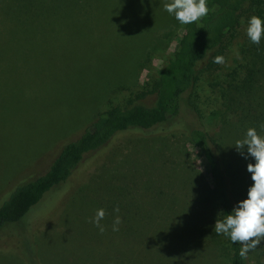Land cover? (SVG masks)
Wrapping results in <instances>:
<instances>
[{"label":"rangeland","instance_id":"1","mask_svg":"<svg viewBox=\"0 0 264 264\" xmlns=\"http://www.w3.org/2000/svg\"><path fill=\"white\" fill-rule=\"evenodd\" d=\"M167 2L170 0H0V205L17 185L44 173L60 149L76 140L98 113L123 106L136 92L150 89L184 27L163 9ZM256 9H264V0ZM247 26L248 20L242 19L235 38L222 53L225 62L215 71L199 74L195 87L184 95L178 116L169 119L179 129L170 141L175 146L174 156L179 157L175 162L185 169L175 181L182 183L187 201L208 195L215 202L217 197L204 159L188 137L189 130L207 131L226 146L243 139L221 92L232 70L243 75L254 68ZM154 100L150 94L137 103L151 106ZM215 111L216 116L211 117ZM131 146L122 148L114 161L107 155L100 156L91 174L109 185L110 175H115L112 181L116 180V190L124 188L135 171L129 155ZM138 162L143 165V178L134 184L139 192L135 199L149 204L154 195H159L156 185L160 182L155 178L152 184L147 181L153 171L146 157L138 158ZM121 165L125 174L117 172ZM121 177L125 179L120 180L122 187L118 186ZM87 188L85 195L92 194L71 204L69 224L57 220L51 223L50 233L54 231V235L35 233V225L21 233L31 251L26 256L27 264H71V255L77 256V263L81 261L77 249L89 248V234L99 232L82 216L90 214L93 218L98 208L107 206L105 188L109 187L103 184L93 192L92 186ZM92 201L95 204L91 205ZM48 210L40 214L43 216L37 223L49 225L56 207ZM217 213L215 221L220 219ZM13 228L22 229V223ZM74 230L80 236L73 240ZM15 257L12 250L2 249L0 264L26 263Z\"/></svg>","mask_w":264,"mask_h":264},{"label":"trees","instance_id":"2","mask_svg":"<svg viewBox=\"0 0 264 264\" xmlns=\"http://www.w3.org/2000/svg\"><path fill=\"white\" fill-rule=\"evenodd\" d=\"M260 2L207 0L210 9L208 15L196 23L184 25L171 56L158 69L149 90L136 92L123 106H111L98 113L76 140L60 149L44 173L20 183L8 194L0 205V233H3L0 236V252L10 249L15 258L27 264L26 256L31 251H28L26 236L21 233L35 225V233L54 235V231L50 233L51 223L55 220L70 223L71 219L67 216L71 204L77 199L89 198L92 194L88 192L85 195L87 186H92L93 192L104 184L109 187L105 188L107 193L104 201L107 206L103 207L107 215L101 221L108 225L106 231L102 235L100 231L91 232L88 238L92 242L91 246L77 249L76 254L81 261L77 263V256L71 255V264L264 263V241L248 254L247 259H241V245L238 242L233 244L229 237L214 232V213L218 212L222 220L238 202L247 199L248 189L254 183L247 165L254 164L255 160L247 154V146L241 154L235 145L226 146L221 138L210 136L207 131L190 129L188 137L204 159L209 181L217 197L215 202L208 195L189 202L182 183L175 181L176 176L185 169L175 162L179 157L174 156L172 149L175 146L170 140L179 129L169 120L178 116L182 99L195 87L199 74L218 69L219 64L212 62L213 57L226 52L241 20H249L253 15L263 17L264 9H256ZM250 52L254 68L247 69L243 75L232 70L228 73L229 82L221 92L226 108L240 126L243 139L250 127L264 136V129L260 127L264 124V38L259 45L250 43ZM150 94L155 96L151 106L137 103ZM194 111L198 112L196 109ZM216 114L215 111L210 116ZM163 124L166 127H162ZM131 143L132 152L129 155L133 158V177L128 185L116 190V180L114 183L112 181L115 175H110L111 190L105 180L99 182V176L91 174V169L100 156L107 155L110 161H114L117 155H121L120 150ZM164 151L167 153L163 154ZM143 157H146L153 171L147 181L152 184L155 178L160 182L156 185L159 195H154L149 204L138 203L135 199L139 192L135 191L134 184L143 178V169L140 170L143 165L138 162V158ZM183 163L189 171L192 170L185 161ZM119 171L126 173L122 165ZM120 180L125 179L118 178V186L122 184ZM77 186H81L80 190L78 188L75 191ZM71 193L74 194L72 198ZM80 193H83L81 197L78 196ZM209 202L213 205H208ZM90 204L95 203L92 201ZM54 206L56 212L47 222L49 225L37 223L43 216L40 214L46 208L50 211ZM117 206L122 223L119 231L114 232L111 226L117 215L114 212ZM91 218L90 214L82 216V220L89 221L88 226L95 227L90 222ZM20 223L22 229L13 228ZM74 235L73 240L80 236L77 230H74ZM56 236L63 235L56 233ZM31 242L33 246L34 241ZM96 243L99 248L97 251L94 250ZM71 244L76 246V243Z\"/></svg>","mask_w":264,"mask_h":264},{"label":"clouds","instance_id":"3","mask_svg":"<svg viewBox=\"0 0 264 264\" xmlns=\"http://www.w3.org/2000/svg\"><path fill=\"white\" fill-rule=\"evenodd\" d=\"M163 9L182 25L196 23L207 16L210 9L207 0H170L163 4ZM246 34L252 44L259 45L264 38V20L253 15L248 20ZM213 63L223 64L225 57L217 55L213 57ZM260 127L264 129V124ZM247 146V154L254 158L255 163L247 165V171L251 173L253 185L248 189L247 199H244L234 207L230 214L220 220L216 219L214 232L230 238L233 244L239 243V256L247 259L248 254L258 248L264 241V136L258 134L255 128H248L246 136L237 140L235 148L243 154ZM119 206L114 208L117 213L112 222V231H119L122 223L118 215ZM105 209H97L90 222L103 234L106 227L101 221L106 217Z\"/></svg>","mask_w":264,"mask_h":264}]
</instances>
